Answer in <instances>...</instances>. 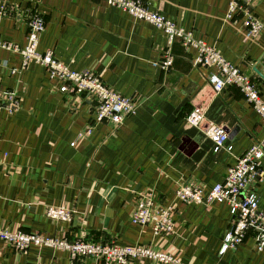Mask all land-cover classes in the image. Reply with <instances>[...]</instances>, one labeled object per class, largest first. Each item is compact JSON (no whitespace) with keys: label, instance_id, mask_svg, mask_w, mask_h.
Segmentation results:
<instances>
[{"label":"crops","instance_id":"obj_1","mask_svg":"<svg viewBox=\"0 0 264 264\" xmlns=\"http://www.w3.org/2000/svg\"><path fill=\"white\" fill-rule=\"evenodd\" d=\"M193 37L213 45L231 64L249 74L264 99V29L244 38L242 20H226L228 0H145ZM16 16L0 18V41L26 43L24 16L36 10L45 19L37 50H52L74 70H91L115 91L133 96L135 111L114 126L96 122L92 100L59 91L61 81L19 52L0 46V99L13 90L18 105H0V227L48 238L83 237L120 246L146 245L183 264H264L250 235L220 253L231 218L226 202L183 203L180 183L201 185L204 194L223 180L227 168L264 140L258 113L235 86L215 94L207 81L212 67L195 66L196 51L179 40L171 45L169 70L155 67L166 36L151 22L134 18L104 0H0ZM264 22V0H251ZM1 101V100H0ZM203 112V128L186 121ZM222 126L225 147L213 151L204 132ZM230 146L227 150L226 147ZM260 179L248 189L264 213V157ZM152 191L157 206L175 207L171 232L154 235L131 222L139 196ZM72 211L71 220L46 215L47 206ZM69 264L65 247L31 243L16 251L0 240V264ZM85 264H102L87 257ZM127 264H164L151 257Z\"/></svg>","mask_w":264,"mask_h":264},{"label":"built area","instance_id":"obj_2","mask_svg":"<svg viewBox=\"0 0 264 264\" xmlns=\"http://www.w3.org/2000/svg\"><path fill=\"white\" fill-rule=\"evenodd\" d=\"M104 1L108 5L127 11L134 18L151 22L164 32L166 46L162 49L160 59L152 62L153 66L169 70L174 60L171 45L175 40H179L184 48H192L196 51L192 61L195 66L214 68V71L207 76V81L215 94L220 93L226 86H235L258 113L264 125V99L253 78L228 62L213 45L193 37L191 31L176 25L158 11L150 10L145 0ZM4 16H16V11L0 4V18ZM23 17L27 25L26 43L20 46L17 43L0 41V46L19 52L23 64L32 60L43 65L50 76L61 81L60 92L72 97L92 100L95 118L93 123L87 124L86 132L91 130L94 123L101 121L118 126L135 111L137 106L135 98L115 91L105 84L97 73L88 69L69 68L55 56L52 50L39 52L37 47L39 36L45 27V19L36 10L25 12ZM237 17L242 20L244 38L246 40L258 38L264 29V22L253 12L251 0H228L225 19L235 20ZM0 100V105L5 106L9 111L18 105V98L13 90H6ZM186 121L193 126L203 128V112L197 109L191 110L186 116ZM204 132L212 141L214 152L225 147L228 135L222 126L208 125L204 127ZM226 149L229 150L230 146ZM263 157L264 140L257 141L236 158L234 164L227 168L223 180L214 184L207 194H204L201 185L191 181L180 183L175 189V198L183 203L218 201L226 202L230 206L231 218L222 239L220 253L236 247L248 235L253 239L254 249L257 252H264V213L257 209V194L248 189L249 185L256 183L262 175L259 161ZM174 210L175 207L172 205L157 206L154 193L145 192L137 200L131 214V222L141 227L149 226L154 235L165 234L171 232L175 225ZM46 215L52 219L68 222L71 220L72 211L49 205L46 208ZM0 240L8 243L16 251L27 249L31 243L65 247L70 252L69 264H85L87 257H93L102 264H127L131 258L140 257H151L164 264H183L171 254L141 244L120 246L113 242H97L83 237L74 240L56 239L20 230L8 231L1 227Z\"/></svg>","mask_w":264,"mask_h":264}]
</instances>
